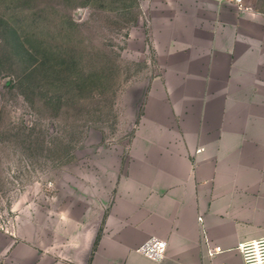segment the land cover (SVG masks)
Instances as JSON below:
<instances>
[{
  "label": "crops",
  "instance_id": "0c3cea01",
  "mask_svg": "<svg viewBox=\"0 0 264 264\" xmlns=\"http://www.w3.org/2000/svg\"><path fill=\"white\" fill-rule=\"evenodd\" d=\"M153 3L163 80L138 166L123 179L125 201L109 212L89 201L94 216L58 214L60 240L33 232L1 248L0 264H242L237 245L264 236V13L214 0ZM203 230L221 250L213 259ZM151 236L167 242L161 261L136 250Z\"/></svg>",
  "mask_w": 264,
  "mask_h": 264
},
{
  "label": "rangeland",
  "instance_id": "374dc122",
  "mask_svg": "<svg viewBox=\"0 0 264 264\" xmlns=\"http://www.w3.org/2000/svg\"><path fill=\"white\" fill-rule=\"evenodd\" d=\"M153 1L0 0V249L125 201L163 80Z\"/></svg>",
  "mask_w": 264,
  "mask_h": 264
},
{
  "label": "built area",
  "instance_id": "2783aa9c",
  "mask_svg": "<svg viewBox=\"0 0 264 264\" xmlns=\"http://www.w3.org/2000/svg\"><path fill=\"white\" fill-rule=\"evenodd\" d=\"M217 3H229L235 5L239 9H246L244 0H214ZM201 221V217L198 218ZM202 245L206 249L208 257L213 259L220 249L214 248L211 241L203 230L201 234ZM167 242L157 236H151L137 247V251L155 261H161L165 257ZM238 250L242 264H264V236L257 239L247 240L239 243L236 247ZM211 264H226L223 261L212 260Z\"/></svg>",
  "mask_w": 264,
  "mask_h": 264
}]
</instances>
